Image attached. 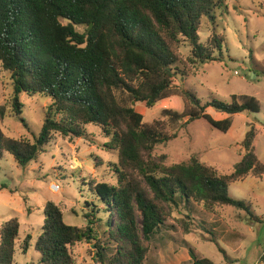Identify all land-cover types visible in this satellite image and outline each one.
Wrapping results in <instances>:
<instances>
[{
	"label": "trees",
	"instance_id": "trees-1",
	"mask_svg": "<svg viewBox=\"0 0 264 264\" xmlns=\"http://www.w3.org/2000/svg\"><path fill=\"white\" fill-rule=\"evenodd\" d=\"M223 5V0H0V64L14 83L11 108L0 105V119L25 122L22 93L52 100L34 141L11 138L0 124V160L10 153L26 167L44 151L53 133L81 138L83 126L92 123L111 137L110 146L119 151L117 185H91L109 216V238L116 244L112 248L94 242L100 264H146V241L166 225L181 203H196L208 211L233 206L257 219L251 203L229 193L237 181L264 176L253 124L243 141L241 161L231 173L220 174L197 157L173 165L165 164V156L154 157L156 146L175 135L167 134L158 121L145 124L135 108L138 102L152 108L181 92L187 100L184 111L165 110L173 122L187 117L189 124L204 118L224 132L232 127V115L261 111L260 102L251 95L233 94L231 102L213 98L203 103L193 89L177 91L173 84L186 65L180 54L183 42L192 47L193 63L222 61L221 55L214 56L223 42L217 29H212V45L201 41L200 31L203 19H214ZM209 107L228 117L215 119L207 112ZM94 208L85 215L88 225L83 228L66 223L55 201L46 202L44 225L34 244L42 264H76L74 246L98 240L92 217L99 205ZM181 221L189 233V225ZM20 227L17 217L2 224L0 264H14ZM31 241L28 235L25 253ZM188 250L193 264H217L199 256L193 247Z\"/></svg>",
	"mask_w": 264,
	"mask_h": 264
},
{
	"label": "rangeland",
	"instance_id": "rangeland-1",
	"mask_svg": "<svg viewBox=\"0 0 264 264\" xmlns=\"http://www.w3.org/2000/svg\"><path fill=\"white\" fill-rule=\"evenodd\" d=\"M223 4L214 12V19H203L200 31L201 41L212 45V29H217L223 42L222 50H215L214 56L221 55L222 61L193 63L192 47L183 42L180 54L186 65L173 84L177 91L193 89L203 103L213 98L231 102L233 94L251 95L260 102L261 111L232 115V127L224 132L204 118L189 124H185L187 117L173 122L165 110L184 111L187 100L181 92L152 108L144 102L136 103L145 124L158 121L167 134L175 135L153 151L156 158L165 156L166 165L189 163L197 157L220 174H229L242 159L243 141L252 124L257 133L255 152L264 163V0H223ZM13 94L11 74L0 64V105L11 108ZM20 100L24 104L25 122L6 117L0 119L1 127L11 138L34 141L52 100L45 95L26 93L20 95ZM207 112L219 119L220 112L215 108L209 107ZM83 130V137L72 139L53 133L44 151L26 167H21L10 153L0 160V187H3L0 229L13 217L21 224L14 264H42L34 244L42 232L44 208L49 200L59 204L66 223L83 228L88 225L85 215L95 209V204L99 205V212L92 217L98 240L82 241L74 246L76 264H100L94 242L115 248L116 244L109 238V216L91 185L93 182L117 185L119 151L110 146L111 137L99 125L87 124ZM229 193L251 203V210L258 218L253 219L247 211L228 205L208 211L196 203L189 206L181 203L174 207L166 225L146 241L149 246L146 264H192V260L184 258L185 248L189 247L217 264H264V177L250 176L237 181L230 186ZM183 219L190 227L189 233L184 232ZM28 235L32 236V246L25 253L23 246Z\"/></svg>",
	"mask_w": 264,
	"mask_h": 264
},
{
	"label": "crops",
	"instance_id": "crops-1",
	"mask_svg": "<svg viewBox=\"0 0 264 264\" xmlns=\"http://www.w3.org/2000/svg\"><path fill=\"white\" fill-rule=\"evenodd\" d=\"M226 117H228V114H226V113H221L220 112V114H218V118L219 119H224V118H226ZM250 176H252V175H250ZM250 176H248V177H250ZM247 177V178H248ZM255 177V176H254ZM264 177V176H263ZM262 177V178H263ZM247 178H245V179H243V180H241V181H244V180H246ZM230 188V187H229ZM257 218H258V216H256ZM185 250H186V252H185V254H184V258H186V260L187 261H191L192 259H191V256H190V254H189V250H187L186 248H185ZM230 258H232V257H230ZM192 264H193V262H191Z\"/></svg>",
	"mask_w": 264,
	"mask_h": 264
},
{
	"label": "built area",
	"instance_id": "built-area-1",
	"mask_svg": "<svg viewBox=\"0 0 264 264\" xmlns=\"http://www.w3.org/2000/svg\"><path fill=\"white\" fill-rule=\"evenodd\" d=\"M236 73H238V72H236ZM258 264V263H257Z\"/></svg>",
	"mask_w": 264,
	"mask_h": 264
}]
</instances>
